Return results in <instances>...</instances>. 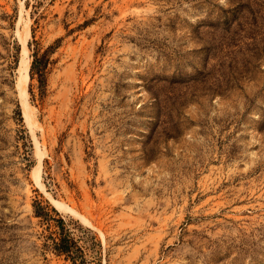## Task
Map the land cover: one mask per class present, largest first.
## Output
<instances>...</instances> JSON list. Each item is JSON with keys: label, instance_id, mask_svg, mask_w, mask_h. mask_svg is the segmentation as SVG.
I'll return each instance as SVG.
<instances>
[{"label": "rangeland", "instance_id": "374dc122", "mask_svg": "<svg viewBox=\"0 0 264 264\" xmlns=\"http://www.w3.org/2000/svg\"><path fill=\"white\" fill-rule=\"evenodd\" d=\"M0 264H264V0H0Z\"/></svg>", "mask_w": 264, "mask_h": 264}, {"label": "trees", "instance_id": "16d2710c", "mask_svg": "<svg viewBox=\"0 0 264 264\" xmlns=\"http://www.w3.org/2000/svg\"><path fill=\"white\" fill-rule=\"evenodd\" d=\"M48 64L47 51L42 54H38L36 51L33 53V60L29 69L30 78L36 75L39 89L42 92L46 82V67ZM34 214L37 217H41L45 220L50 219L49 213L40 205L39 202L33 204ZM58 237L51 239V248L56 254H65L69 258L78 250L76 243L69 236V230L65 228V223L62 219H58Z\"/></svg>", "mask_w": 264, "mask_h": 264}, {"label": "bare ground", "instance_id": "6f19581e", "mask_svg": "<svg viewBox=\"0 0 264 264\" xmlns=\"http://www.w3.org/2000/svg\"><path fill=\"white\" fill-rule=\"evenodd\" d=\"M26 67H27L26 47L24 45V42H22V51H21L20 66H19L20 72H19V75H18L17 83H18V87H19V97L21 99L20 102H21V106H22L23 116H24L26 122L28 124H30L31 116H30V113H29V110H28L29 105H28V102H27V95H26V91H25V86H26V82H27V74L25 72ZM38 169H39V166H37V168H36V173H38ZM37 175L35 177L36 178V183H39ZM54 203H55V206L57 207V209L59 211H61L63 213L72 212L70 209L66 208L65 206H63L61 204H58L55 201H54Z\"/></svg>", "mask_w": 264, "mask_h": 264}]
</instances>
